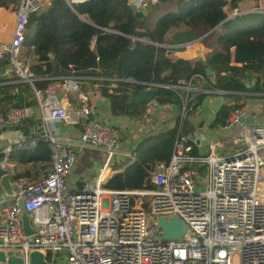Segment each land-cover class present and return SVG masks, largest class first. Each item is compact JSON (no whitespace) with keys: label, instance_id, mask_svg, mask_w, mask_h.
<instances>
[{"label":"built area","instance_id":"2783aa9c","mask_svg":"<svg viewBox=\"0 0 264 264\" xmlns=\"http://www.w3.org/2000/svg\"><path fill=\"white\" fill-rule=\"evenodd\" d=\"M87 1L67 0L73 9ZM158 1L125 4L143 12ZM43 9L40 0H18L14 35L0 44V66L11 62L19 79L33 86L43 124L39 135L2 151L0 169L16 189L1 205L0 249L19 251L26 264L33 251L50 256V264H264V123L245 121L247 103L220 126L242 124V135L227 145L228 154H219L222 145L213 139L207 153L194 156L191 139L181 137L171 161L156 164L152 188H108L121 171L113 163L120 153L131 155L120 151L122 129L94 117L85 78L71 75L36 88L22 58L29 17ZM182 83L177 88L191 90V82ZM68 94L76 95L75 103ZM187 101L185 96L183 116ZM31 113L28 106L0 111V129L20 125ZM61 125L82 126L81 139L62 133ZM40 139L49 142V169L35 181L16 178L11 151L31 149ZM192 141L202 144L208 136L201 132ZM84 149L102 152L103 163L95 182L70 190L68 179ZM23 210L31 214V235L24 232ZM174 215L185 221L186 233L180 239L161 238L158 218Z\"/></svg>","mask_w":264,"mask_h":264},{"label":"trees","instance_id":"16d2710c","mask_svg":"<svg viewBox=\"0 0 264 264\" xmlns=\"http://www.w3.org/2000/svg\"><path fill=\"white\" fill-rule=\"evenodd\" d=\"M115 1L89 0L73 9L67 0H53L48 9L30 15L24 49L36 88H46L62 77L81 76L101 85V94L108 100L113 115L133 120L145 117L149 105L133 102L129 90L156 87L155 100L163 105V110L172 112L177 106L174 127L148 132L133 142L131 155L117 167L124 170L107 184L112 189L152 188L156 164L169 163L177 139L194 136L195 129L202 125L192 118L205 98L224 95L235 101L220 106L212 127L226 124L232 110L245 103L238 101L264 98V12L228 17L243 2L254 0H159L155 10L161 15L150 29L142 11L132 18H117ZM17 2L0 0V6ZM206 34L204 41L209 51L205 59L170 56L173 49L166 44L184 43ZM5 66L13 68L11 62ZM247 73L255 81L250 82ZM201 80L204 91L177 88L183 81L191 82V87L199 86ZM215 90L229 93H213ZM185 96L188 101L182 116ZM37 105L29 82L21 81L16 73L0 74V111ZM22 123L23 127H40L33 117ZM188 143L193 145L192 154L198 156L196 143ZM10 159L15 163L16 178L35 181L51 165L49 142L40 139L31 149L14 148ZM1 176L0 172V179Z\"/></svg>","mask_w":264,"mask_h":264},{"label":"crops","instance_id":"0c3cea01","mask_svg":"<svg viewBox=\"0 0 264 264\" xmlns=\"http://www.w3.org/2000/svg\"><path fill=\"white\" fill-rule=\"evenodd\" d=\"M40 1L43 5L44 9H48L53 2V0H40ZM125 1L126 0H116L115 1L116 4H115L114 12H115V16L119 19L132 18L134 16V14L136 13V10H134L132 7L127 6L125 4ZM157 3L151 5V7L149 9L143 11L145 13V15L147 16L146 24L150 29L154 28V25L156 23V19L158 18L159 15H161V13L158 14V11L155 10V8H156L155 5ZM14 7H15V4L0 6V44L2 42L10 41L14 35V30H15V25H16V14L14 12ZM253 11L264 12V0H254V1L243 2L239 8L231 10L229 12L228 17L232 18V17L236 16L237 14L253 12ZM150 14H151V16H150ZM208 34H206V36ZM206 36L203 35L199 38H196L195 42H192L194 40L188 41V42H190V44H188V45L185 44L188 42H184V43L166 44V46L173 49L170 53V56L173 59H177V58H185V59H192V60L205 59L206 55L209 51L208 45L204 41V38ZM232 49H234V48H232ZM5 63H7V62L5 61L0 66V74L3 76H5V75L14 76L15 71L13 70V68L12 67H6ZM87 81L88 80H86V86H87ZM253 81H255L254 77H253ZM203 83H204V80H201L199 86H192L191 90L204 91V88L202 87ZM87 89H88V87H87ZM218 91H220V90H215V91H213V93L227 94V93H221ZM68 98L71 102H73V103L76 102V95L75 94H68ZM90 101H91V97H90ZM238 102L239 103L246 102L248 105L247 106V114L245 117L246 122L264 123V98H246V99H242ZM98 103L99 104H96L95 106L92 105L93 109H94V117L95 118L102 120L104 122L110 123V124L118 127L119 129H122V131L125 130V131H123L124 134L125 133L127 134V132H128V134L130 133L128 130L129 128H131L130 130H132L131 137H127L126 139H124L125 140L124 142L122 141V138H123V135H122L121 142L119 145L121 152L125 151V152L131 153V150H130L131 144L148 133L143 129L141 124L145 125L144 127H148L149 124L153 125L154 127L157 128V131H158V130H163L161 128L166 121L170 122L169 126L166 127V129L174 127V125L176 124V121H177L176 113L174 111L171 112L168 110H163V108H162L160 110V112L157 113L156 107L152 106V105L148 106V107H151L152 114L149 113V115H147V113H146V116L142 118L143 121L140 119L142 121L141 122V121H136V120L130 119L126 116H115V115H113L111 112L110 104H109L108 100L105 98L102 101H99ZM224 103H230L231 104V103H235V101L231 100L230 98H228L224 95L209 96V97L205 98L203 104L198 108L196 115L192 118V120L197 125L200 123L202 124L199 127V129H202V130H200L198 133L204 132L208 136V141H205L202 144H199V142H197L196 145L198 146V155H201V154L208 152V146H209L208 143L213 139L217 140L218 143H220L222 145V147H218V149H219V148L225 147V145L227 147V145H229L230 142L234 138H237L240 135H242V131H243L242 124H237L235 127L231 128V129H220V126L219 127H212L211 126V122L213 121L217 110ZM31 109H32V113H31L30 117H33L34 121L35 122L37 121L40 124V127L35 125V126L29 128L28 125H26V127H23V126H21V124H20V126H18V125L13 126V127L19 128L22 131V137H21L20 141H22L24 139H31L32 137L39 135L40 134L39 129H41V132H42V129H43L42 125L43 124H42V120H41V111H40L38 105L35 107H31ZM170 112L172 114H174V116L172 115L174 117V119L172 118V120L169 121V119H171V113ZM8 127L9 126L2 127L0 129V135ZM134 127H135V129H134ZM60 129H61L62 133L68 134L69 137L72 138L73 140H80L81 139L82 126H79V125H76V126L61 125ZM197 134H195L194 136L189 135L186 138L192 140V138H194ZM19 142H13V143L6 142V145L0 146V155H2V151L6 147L17 145ZM124 143H126L125 147H123ZM87 151L89 152L90 149L89 150L87 149ZM120 156L122 157L123 153H120V155L118 157V161H121L120 164L122 165L127 157L121 158ZM116 167H119V166H116ZM120 170L123 171L124 167H122ZM73 172H74V170H73ZM93 174H95V173H93ZM72 176H73V173L71 174L70 178L68 179V188L70 190L80 189V188L84 187L85 185L93 183V182L81 183L80 182L81 179H79L77 176H76V178L71 179ZM96 178H97V175H96ZM96 178H95V180H96ZM2 192H3V190L0 187V196H1ZM0 217H1V208H0ZM48 260L51 262V259L49 257H48Z\"/></svg>","mask_w":264,"mask_h":264},{"label":"water","instance_id":"95a60500","mask_svg":"<svg viewBox=\"0 0 264 264\" xmlns=\"http://www.w3.org/2000/svg\"><path fill=\"white\" fill-rule=\"evenodd\" d=\"M206 36V35H205ZM196 40L192 41L195 42ZM191 42V43H192ZM186 45L190 44V42L185 43ZM8 62V61H6ZM250 82L253 81V75L251 73H247ZM156 87H149L145 90L139 92H133L129 90L127 93L130 95V98L133 102L137 104L145 103L147 105H152L156 107L157 113L163 108V105L159 104L155 100V93L157 92ZM210 92L209 90H207ZM218 92L221 93H229L227 91L220 90ZM173 111L178 113L177 106H173ZM149 115V113H147ZM199 142V141H197ZM2 174L0 179V187L2 188L3 192L0 196V208L1 205L9 198L15 195L16 185L13 183L12 178L9 174L3 172L0 169ZM20 205H23V201L20 200ZM22 220H23V228L26 235H31L34 233V227L31 222V214L27 210L22 211ZM153 226V225H151ZM162 228L163 234L161 238L165 239H180L184 236L187 231V225L185 221L179 219L176 215H174L171 219H167L165 217L158 218V228ZM156 238H159L158 236ZM0 263L4 264H26L25 259L20 256L19 251L13 250H3L0 249ZM29 264H50L49 261L46 259L44 253L40 251H33L30 254V262Z\"/></svg>","mask_w":264,"mask_h":264},{"label":"rangeland","instance_id":"374dc122","mask_svg":"<svg viewBox=\"0 0 264 264\" xmlns=\"http://www.w3.org/2000/svg\"><path fill=\"white\" fill-rule=\"evenodd\" d=\"M23 57H24V59H27V56L25 54V49H23L22 58ZM87 87L89 90L88 91L89 96L91 97V104L94 106L96 104H99L98 102L102 101L104 99L102 94H101V85L94 83L91 80H88L87 81ZM147 113L152 114L151 107L147 108ZM172 115L174 116V114L171 113V119H169V121L172 120V118L174 119V117ZM182 116H183V114H182ZM141 120H136V121H141ZM169 124H170V122L166 121L163 124L161 129H163V130L166 129V127H168ZM141 125L146 132H151V131H155V130L157 131V128L154 127L153 125L149 124L148 127H144L145 125H143V124H141ZM130 129L131 128L128 129L130 132L129 134H128V132H127V134L126 133L124 134V132H123V138H122L123 142L125 141L124 139H126L127 137H131L132 130H130ZM134 129H135V127H134ZM200 130H202V129H199V128L195 129V131H194L195 134H197ZM123 131H125V130H123ZM21 137H22V131L17 127H13V126L11 127L10 126L4 132L1 133V135H0V146L6 145V142H9V143L19 142ZM125 145H126V143L123 144V147H125ZM218 153L219 154H225V155L228 154L226 145L223 148H219ZM103 159H104L103 153L99 152L97 150L93 149V150H90L89 152L87 151V149L79 150L78 157H77V163L75 165L73 176L71 179H74L77 176L79 179H81V181H80L81 183L95 182L97 170H99V168L101 167V165L103 163ZM120 162L121 161L114 162L113 166H120L121 165ZM93 173H95V174H93ZM0 264H4V263H0Z\"/></svg>","mask_w":264,"mask_h":264}]
</instances>
